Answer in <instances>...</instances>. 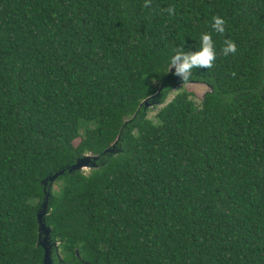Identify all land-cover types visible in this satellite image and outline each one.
<instances>
[{
  "label": "trees",
  "instance_id": "1",
  "mask_svg": "<svg viewBox=\"0 0 264 264\" xmlns=\"http://www.w3.org/2000/svg\"><path fill=\"white\" fill-rule=\"evenodd\" d=\"M144 3L0 0V264H264V0Z\"/></svg>",
  "mask_w": 264,
  "mask_h": 264
},
{
  "label": "clouds",
  "instance_id": "2",
  "mask_svg": "<svg viewBox=\"0 0 264 264\" xmlns=\"http://www.w3.org/2000/svg\"><path fill=\"white\" fill-rule=\"evenodd\" d=\"M151 0H145L144 7H150ZM166 11L172 15L175 12L173 7H169ZM212 29L220 34L225 32V21L219 15L214 16ZM225 47L222 48L223 55L227 56L230 53L237 52L236 44L232 40H225ZM216 60V50L214 41L210 33L201 35L200 48L198 50L177 49L175 55L172 56L171 73L178 76L182 81H187L191 78L193 70L198 68L210 69ZM235 75V73H233Z\"/></svg>",
  "mask_w": 264,
  "mask_h": 264
},
{
  "label": "water",
  "instance_id": "3",
  "mask_svg": "<svg viewBox=\"0 0 264 264\" xmlns=\"http://www.w3.org/2000/svg\"><path fill=\"white\" fill-rule=\"evenodd\" d=\"M97 155H92V154H87L80 158L78 162L73 166V168H82L83 166H88L92 162V160L97 159ZM57 176L55 174L54 176L50 177L51 179H54ZM47 211V203L46 200L43 204L42 209L38 212V221L40 224V237H39V244L44 247L45 250V256H44V262L43 264H53V259H52V243L50 241V232H51V227L46 225V222L44 220V216ZM57 245V243H54Z\"/></svg>",
  "mask_w": 264,
  "mask_h": 264
},
{
  "label": "rangeland",
  "instance_id": "4",
  "mask_svg": "<svg viewBox=\"0 0 264 264\" xmlns=\"http://www.w3.org/2000/svg\"><path fill=\"white\" fill-rule=\"evenodd\" d=\"M184 89L189 90L193 93L192 97L196 101V103H198V104H200V102L202 101V98L204 97L205 93L210 90V88L204 83L183 82V83L179 84L177 86V88L169 94L166 102H168L177 92L182 91ZM162 105L163 104H159L157 106L151 107L148 111V116L155 119V114L157 113V111L159 110V108ZM78 141L79 140H76V143ZM82 169H84L85 171H89L90 166L85 165L82 167Z\"/></svg>",
  "mask_w": 264,
  "mask_h": 264
}]
</instances>
